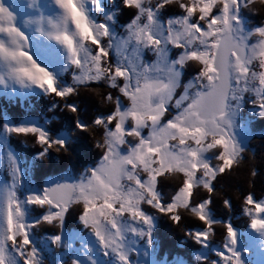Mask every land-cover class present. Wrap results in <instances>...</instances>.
Instances as JSON below:
<instances>
[{"label": "snow or ice", "instance_id": "1", "mask_svg": "<svg viewBox=\"0 0 264 264\" xmlns=\"http://www.w3.org/2000/svg\"><path fill=\"white\" fill-rule=\"evenodd\" d=\"M0 95L70 114L49 128L0 112V264H264V196L241 194L244 231L216 212L233 207L227 177L264 173L257 0H0ZM78 150L82 170L34 174Z\"/></svg>", "mask_w": 264, "mask_h": 264}, {"label": "trees", "instance_id": "2", "mask_svg": "<svg viewBox=\"0 0 264 264\" xmlns=\"http://www.w3.org/2000/svg\"><path fill=\"white\" fill-rule=\"evenodd\" d=\"M257 7L264 11V6H261L257 0ZM259 15L253 18L256 23L259 20ZM51 97L44 96H29L22 102L20 98H16L15 102L9 101L3 96H0V112H7L12 119H36L40 123L48 120L47 127L55 128L65 124L69 119L70 114L57 108L53 112L48 111ZM254 131L257 133L264 132V122H254ZM23 141V142H22ZM11 144L15 151H17L22 159L31 160L34 155L33 144L30 138L27 137H13ZM249 148L254 149L256 153V161L259 164L261 158L264 157V138L259 135L254 136ZM91 163V154L78 150L70 159L59 158L55 153L52 157L39 162L36 173L43 177L45 173H51L58 169L68 168L73 171L82 170L83 165ZM253 191L257 197L264 196V173L257 176L254 182V187L249 183L248 163L246 162L235 173L227 177L223 182L222 193L231 197L232 210L230 213L223 208L222 204L217 201L216 212L218 215L227 218L231 216L232 222L236 224L241 231L246 228V218L240 212V196L247 191ZM156 238L168 250H177L176 246L182 239L183 233L179 228L170 225L166 220H160L157 226ZM217 238L219 239V229L217 230ZM190 243V242H189Z\"/></svg>", "mask_w": 264, "mask_h": 264}, {"label": "rangeland", "instance_id": "3", "mask_svg": "<svg viewBox=\"0 0 264 264\" xmlns=\"http://www.w3.org/2000/svg\"><path fill=\"white\" fill-rule=\"evenodd\" d=\"M0 96H2V95H0ZM19 98V97H18ZM15 150V149H14Z\"/></svg>", "mask_w": 264, "mask_h": 264}]
</instances>
